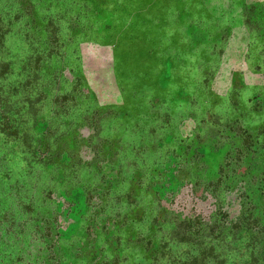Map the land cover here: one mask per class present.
I'll return each instance as SVG.
<instances>
[{
	"label": "rangeland",
	"instance_id": "374dc122",
	"mask_svg": "<svg viewBox=\"0 0 264 264\" xmlns=\"http://www.w3.org/2000/svg\"><path fill=\"white\" fill-rule=\"evenodd\" d=\"M0 264H264V0H0Z\"/></svg>",
	"mask_w": 264,
	"mask_h": 264
}]
</instances>
